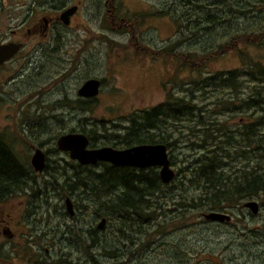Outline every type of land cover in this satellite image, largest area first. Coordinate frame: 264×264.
Instances as JSON below:
<instances>
[{
	"label": "rangeland",
	"instance_id": "rangeland-1",
	"mask_svg": "<svg viewBox=\"0 0 264 264\" xmlns=\"http://www.w3.org/2000/svg\"><path fill=\"white\" fill-rule=\"evenodd\" d=\"M239 3L247 7L238 9ZM72 5L78 9L69 25L56 19ZM244 9L256 12H238ZM207 11L224 22L209 20ZM258 11L264 0H0V43H23L0 66V134L27 165L39 147L61 171L56 183L33 169L35 180L0 202V229L14 233L11 241L0 234V264H264V191L210 209L194 200L196 188L186 186L199 140L210 142L224 130L234 136L236 128L243 133L255 122L244 101L250 92L246 71L264 65ZM231 71L240 73L235 88L221 81L203 89L208 76ZM89 78L100 79L101 90L82 98L78 90ZM191 81H200L198 91L191 89L201 111L170 128L176 176L153 198L157 209L147 231L116 240L115 223L99 229L103 217H95L84 197L71 216L66 199L75 196L61 189L60 178L73 173L74 160L57 149V137L85 130L103 137L102 146L106 135L126 131L134 113L185 95ZM79 100L89 101L86 109ZM259 133L250 142L238 133L231 142L219 138L229 172L251 169L254 155L264 160V128ZM249 200L258 202L257 214L245 206ZM212 211L231 219H207ZM91 229L95 244L84 234Z\"/></svg>",
	"mask_w": 264,
	"mask_h": 264
},
{
	"label": "trees",
	"instance_id": "trees-1",
	"mask_svg": "<svg viewBox=\"0 0 264 264\" xmlns=\"http://www.w3.org/2000/svg\"><path fill=\"white\" fill-rule=\"evenodd\" d=\"M245 4L239 3L237 8H246ZM238 12L255 14L256 11L244 9ZM214 13H210L209 20L217 23L224 22L223 16L219 18ZM219 13L222 12L219 11ZM257 15L264 17V11H258ZM258 66V70L246 71V74L250 75V92L249 98L244 101L246 109L253 111L255 122L249 127L244 125L243 133L240 127L236 128L234 136L224 130L220 137L227 142L234 141V138L243 134L247 136L241 138L243 141L244 139L248 142L254 141L264 128V65L258 64ZM239 76L240 73L232 71L227 75L215 73L205 78L206 85L203 89L216 86L221 81L223 86L235 88ZM189 83L190 89L185 95L177 98L169 95L165 103L134 113L126 131L122 135L121 133L114 135L112 139H109L110 135H106L104 144H113L115 147L121 144L125 148L141 143H164L170 149L173 145V134L170 128H176L183 122L193 121L201 111V107L196 102L197 97L191 89L194 85L197 88L195 91H198L200 81ZM85 102L89 103L83 100L76 103L82 106ZM218 131L221 132V129L218 128ZM83 132L89 136L91 147H99L97 143L103 137L96 136L95 133L90 134V131ZM220 137H212L210 142L207 138L199 140L201 143L195 148L198 149V154L192 155V160L186 168L187 176H189L186 186L188 183L189 190L196 188L199 191L198 196L193 197L194 200L210 209L230 202L236 204L242 199L253 198L264 191V160L254 155L252 158L254 165L251 169L233 170L232 167L237 176H231L230 174L234 172H229L230 163L225 162L226 157H222L219 152L223 143ZM104 144L102 146H105ZM70 165L74 171L72 174L63 173L60 178V187L68 191V195L75 196V200L71 198L74 200H72L73 204L77 206L79 200L84 198L89 200L87 204L93 208L95 217L106 218L107 224L115 223L119 232L115 237L116 240L123 241L124 238L132 237L133 234H142L147 231L145 224L154 218L153 208L157 209L153 206L152 200L162 188L169 184L164 183L160 178L158 167L137 168L108 162L81 165L75 160ZM32 170L33 168L19 158L12 146L0 134V202L12 194L23 191L31 179L35 180L31 175ZM44 172L51 175L58 183L56 173L61 171L49 165V158ZM84 234L92 239L93 244L98 242L96 230L91 229ZM115 245V242L111 245L114 246L111 253H114L112 250L116 249ZM105 248H107L106 243Z\"/></svg>",
	"mask_w": 264,
	"mask_h": 264
},
{
	"label": "water",
	"instance_id": "water-1",
	"mask_svg": "<svg viewBox=\"0 0 264 264\" xmlns=\"http://www.w3.org/2000/svg\"><path fill=\"white\" fill-rule=\"evenodd\" d=\"M78 6L72 5L66 8L60 14V19L65 25H69L71 17L77 11ZM21 42H3L0 43V65L11 60L22 49ZM101 90V80L98 78L87 79L79 88L78 94L83 98H93ZM90 139L83 132H70L61 135L57 140V146L60 151L68 152L72 160L81 165H92L98 162H108L119 166H130L137 168L158 167L160 178L164 183H170L176 176V172L171 165L169 150L164 143H141L127 148H116L113 146L89 147ZM31 165L36 172H43L47 165V155L41 149L37 148L31 158ZM66 206L71 216L75 215L74 204L70 197L66 199ZM245 206L257 214L259 204L255 200H249ZM210 220H230L229 214H222L212 211L206 215ZM107 220L102 218L98 225L99 229L105 227ZM10 233V231L5 230Z\"/></svg>",
	"mask_w": 264,
	"mask_h": 264
},
{
	"label": "flooded vegetation",
	"instance_id": "flooded-vegetation-1",
	"mask_svg": "<svg viewBox=\"0 0 264 264\" xmlns=\"http://www.w3.org/2000/svg\"><path fill=\"white\" fill-rule=\"evenodd\" d=\"M68 8V7H67ZM66 9V8H65ZM65 9H63V11L65 10ZM56 19H60V15L59 16H57L56 17ZM45 20V23H46V25H45V28H44V30H47L48 29V27H49V20L48 19H44ZM30 32V31H29ZM21 51V50H20ZM19 51V52H20ZM16 56V55H15ZM6 63V62H5ZM3 65V64H2ZM1 66V65H0ZM90 79V78H89ZM87 102H85V103H82V106H80L82 109H86V106L89 104V103H87ZM70 132H79V131H70ZM70 132H68V133H70ZM80 132H83V131H80ZM84 133V132H83ZM65 134V133H64ZM86 134V133H85ZM61 135H63V134H61ZM61 135H59L57 138H59ZM87 135V134H86ZM88 136V135H87ZM89 137V136H88ZM58 140V139H57ZM91 143V142H90ZM89 147H90V144H89ZM100 147V146H99ZM39 148V147H38ZM91 148H93V147H91ZM127 148V147H126ZM37 149V147L35 148V150ZM57 149H58V146H57ZM59 150V149H58ZM66 153H68V152H66ZM69 154V153H68ZM48 159V158H47ZM44 172V171H43ZM0 234L1 235H3V236H5V237H7V240H14V233H8L7 234V232H5V229L3 230H1L0 229ZM3 248H1L0 247V251L2 250ZM11 249H13V247H11ZM0 260H2V259H0Z\"/></svg>",
	"mask_w": 264,
	"mask_h": 264
}]
</instances>
